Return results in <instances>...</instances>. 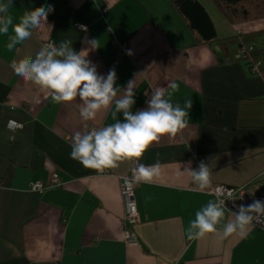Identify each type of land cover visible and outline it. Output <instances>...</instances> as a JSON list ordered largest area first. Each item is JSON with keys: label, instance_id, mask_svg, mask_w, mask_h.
Here are the masks:
<instances>
[{"label": "crops", "instance_id": "crops-1", "mask_svg": "<svg viewBox=\"0 0 264 264\" xmlns=\"http://www.w3.org/2000/svg\"><path fill=\"white\" fill-rule=\"evenodd\" d=\"M47 5L54 8L51 30L33 31L11 52L8 36L0 35V264H264V230L252 225L245 236L224 237L222 225L232 219L227 210L219 231L197 240L186 235L195 213L217 200L214 188L264 178V71L254 74L242 61L220 64L219 48L199 44L174 0H13L9 12L16 24ZM234 31L263 32L264 20ZM62 40L87 50L99 75L114 69L116 87L136 78L133 113L147 108L151 90L170 91L176 83L168 98L181 107L192 101L187 126L162 135L141 161H124L110 175L70 159L73 134L85 124L115 123L114 104L84 122L79 98L53 102L12 67ZM10 120L23 128L10 130ZM188 161L192 170L209 164L210 190L194 189ZM157 162L151 182H134L140 224L137 243L130 244L122 179L140 163ZM55 177L61 186L53 185ZM34 182L44 191H31Z\"/></svg>", "mask_w": 264, "mask_h": 264}, {"label": "clouds", "instance_id": "clouds-1", "mask_svg": "<svg viewBox=\"0 0 264 264\" xmlns=\"http://www.w3.org/2000/svg\"><path fill=\"white\" fill-rule=\"evenodd\" d=\"M12 7L13 0H0V35L8 36L6 48L9 52L29 40L33 31L51 30L47 17L54 11L52 5L26 12L16 24L9 12ZM10 28L12 35H9ZM87 44L95 48L97 42L87 40ZM87 55L85 49L75 51L71 40H62L59 46L42 47L34 59L28 57L12 64L17 76L37 86L53 102L70 103L79 98V115L84 122L94 120L98 113L114 104L115 123L92 128L85 124L83 131L73 134L70 159L85 169H116L124 161H141L151 145L162 135H174L187 126L186 118L192 101H185L181 107L168 98L171 92L177 90L176 83L169 85L170 91L159 87L151 90L146 100L147 108L133 113L136 78L129 80L123 89L118 88L115 70H110L106 76L99 75L97 67L87 59ZM117 114H121L123 119H118ZM191 163L188 161L189 167L185 171L191 176L194 189L201 193L207 192L212 187L209 164L201 161L192 170ZM159 167L158 162L152 165L140 163L132 169L131 182H151L158 174ZM215 191L219 193L221 189L216 188ZM225 212L224 200L208 201L195 213V218L189 221L187 238L197 240L219 231L218 226L224 220ZM230 213L232 219L222 225L223 236H245L254 222L264 223V200L253 199L247 205H239L237 212Z\"/></svg>", "mask_w": 264, "mask_h": 264}, {"label": "trees", "instance_id": "trees-1", "mask_svg": "<svg viewBox=\"0 0 264 264\" xmlns=\"http://www.w3.org/2000/svg\"><path fill=\"white\" fill-rule=\"evenodd\" d=\"M174 5L199 44H215L219 48L220 64L242 61L253 71L259 62L255 74L264 71V31H234L236 26L264 20V0H174ZM243 50H247L244 55Z\"/></svg>", "mask_w": 264, "mask_h": 264}, {"label": "built area", "instance_id": "built-area-1", "mask_svg": "<svg viewBox=\"0 0 264 264\" xmlns=\"http://www.w3.org/2000/svg\"><path fill=\"white\" fill-rule=\"evenodd\" d=\"M46 45L55 46L53 41H49ZM248 50H251V47L248 48ZM246 51L247 50H243L242 54L244 55ZM260 65L261 64L257 62L255 68H253L252 71L254 74ZM8 128L12 131H16L22 129L23 124L15 120H10L8 122ZM96 174L100 176L110 175V169L104 171L96 170ZM132 180V176H126L122 179V194L125 203V238L130 244L137 243L134 228L140 224L136 191L134 182H131ZM126 181L129 183H126ZM53 185L55 187L61 186V182L58 177H55ZM30 188L33 192H42L45 189V185L41 182H34L31 183ZM216 188H220L221 191L217 193L215 191ZM216 188L212 190V193L217 199H222L225 201L226 210L228 209L229 212H237L239 210V205H247L251 203L253 199L264 200V178L254 179L240 187L219 186ZM229 192L231 193L230 197ZM253 226L264 230V223L254 222Z\"/></svg>", "mask_w": 264, "mask_h": 264}]
</instances>
